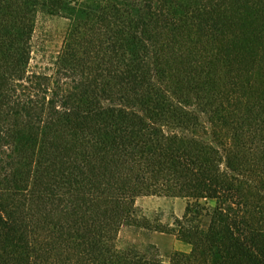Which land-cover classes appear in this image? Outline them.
<instances>
[{
  "label": "trees",
  "instance_id": "obj_1",
  "mask_svg": "<svg viewBox=\"0 0 264 264\" xmlns=\"http://www.w3.org/2000/svg\"><path fill=\"white\" fill-rule=\"evenodd\" d=\"M153 195L216 202L171 264H264V0H0V264H163L116 246Z\"/></svg>",
  "mask_w": 264,
  "mask_h": 264
},
{
  "label": "rangeland",
  "instance_id": "obj_2",
  "mask_svg": "<svg viewBox=\"0 0 264 264\" xmlns=\"http://www.w3.org/2000/svg\"><path fill=\"white\" fill-rule=\"evenodd\" d=\"M68 21L40 14L33 34L32 66L50 65L51 56L60 50ZM136 222L118 229L116 246L120 251L129 248L148 251L163 264H171L174 253L188 254L191 245L178 235L177 221L194 220L200 214H211L215 200H192L176 195L142 196L134 204Z\"/></svg>",
  "mask_w": 264,
  "mask_h": 264
}]
</instances>
